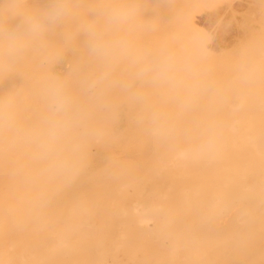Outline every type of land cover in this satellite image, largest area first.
I'll return each mask as SVG.
<instances>
[{
    "label": "rangeland",
    "instance_id": "1",
    "mask_svg": "<svg viewBox=\"0 0 264 264\" xmlns=\"http://www.w3.org/2000/svg\"><path fill=\"white\" fill-rule=\"evenodd\" d=\"M28 1L25 0L26 3ZM189 1L102 0L104 3L134 8L121 34L127 35L136 48L142 49L144 44L149 47L148 35L144 32L147 28L151 30L153 25L157 48L178 46V57L172 58L179 67L177 86L182 84L180 78L185 72L210 76L211 71L219 65L226 72L225 77L232 73L238 78L225 85L234 86L235 90L248 86L264 88V57L257 56L258 53L264 55V0L261 3L260 0ZM135 3L139 4L136 6ZM172 52L168 55L173 56L175 52ZM74 60L67 54L62 63L46 70L40 67L37 57L29 55L19 64L28 72H38L41 80L34 75L30 79L38 90L47 71L63 74ZM3 77L0 74V83ZM136 85L143 84L138 82ZM209 85L215 84L210 82ZM244 114L245 111H242L233 115L242 117ZM14 117L0 118V134H7L5 137L0 135V264L8 259L5 253L8 248L4 245L6 241H9L8 246L18 245V248L13 247L15 255L8 261L9 264L20 263L21 255L18 253L28 247V242L33 243L36 253L45 258L44 264H244L240 259L250 243L231 248L227 240L234 236L235 230L240 229L237 219L247 207L238 198L228 199V194L237 196L260 189L264 186V180L259 176L255 177L251 186L244 188L222 182L220 174L216 173L210 179L209 186L200 185L199 188L204 190L202 198H198V204L192 206L184 200L181 192V189H190L191 182L168 177L162 170L159 171L164 161L161 156L164 149L162 144L158 149L150 146L144 154H139L129 149L128 138L116 141L126 128V118H119L111 123L113 129L106 133L104 139L85 143L81 169L75 178L67 180L54 175L49 169V162L42 159L35 146L26 139L25 133L36 127L41 118H28L20 113ZM111 141L117 143L112 144ZM192 145L188 143L187 147L191 148ZM251 158V155L247 156L250 160L246 163L254 167L255 161ZM185 164L186 170L191 171L192 164L187 158ZM159 175L163 176L160 178ZM131 185H134L133 188ZM164 186L168 187L167 194L164 193ZM170 188H173V194H170ZM140 189L148 193L145 198L159 209L155 214H150L146 229L152 233L161 229L162 234L165 229L161 227L159 217L164 215L163 210H167V220L172 224L168 227L169 234L159 236L157 240H146V244L137 243L135 239L139 235L134 227L124 237L114 238L130 222L125 219L129 202H125L121 208L124 215L115 212L120 211L121 196L127 193L128 200H133L137 192L142 191ZM218 195L221 197L220 204H227L225 213L219 211ZM171 198L175 200L172 207L175 210L168 209ZM88 213L89 216H86ZM227 213L231 215L229 224ZM83 218H88L85 223L81 222ZM114 222H118V226ZM211 222L216 224L212 225ZM114 224L116 227L112 229H118L116 233L111 230ZM84 225L87 230L82 227ZM41 230L47 231L48 235L40 237L38 232ZM180 238H186L187 242L180 243ZM254 245L264 253V239H255ZM27 253L22 264L33 263Z\"/></svg>",
    "mask_w": 264,
    "mask_h": 264
},
{
    "label": "bare ground",
    "instance_id": "2",
    "mask_svg": "<svg viewBox=\"0 0 264 264\" xmlns=\"http://www.w3.org/2000/svg\"><path fill=\"white\" fill-rule=\"evenodd\" d=\"M21 4L22 7L37 8L43 5V0H29L27 3L25 0H21ZM137 4L135 3L136 6ZM0 7H4L2 0H0ZM16 22L17 21L15 19L11 21L13 24ZM145 26L146 28L148 27L147 24H145ZM69 27H72V25H69ZM153 27L155 28L153 25L151 26V30L147 28L144 32L148 35L147 40L149 47L144 44L141 50L150 52L153 56L157 57L163 56L177 58L178 54L176 51H179L178 46L169 47L168 45H165L162 48H157L155 46L154 42L156 36ZM49 42L53 46H59L61 43L59 36L49 37ZM76 43L77 51L74 52L73 50H68L65 52V55L68 54L69 56L77 59L79 54V41L77 40ZM172 51L175 52L174 55L169 56L168 53ZM155 52H157V54ZM257 56L264 57V55L260 53H258ZM25 61L28 62L27 60ZM224 73L226 72H224V70L218 65L216 70L211 71L209 74L210 76H207L206 73H202L197 76L194 72H185L183 74L184 76L180 78L182 84L176 87H152L147 84L138 86L135 84L136 87H142L145 90L149 98L150 107H145L144 105L125 104L119 111L118 119L126 118V128L125 130L123 128V134L121 131L122 136H120L119 140L116 141L121 142L123 140L121 138H128L129 140L127 142V146L129 149L132 151H138L139 154H142L146 151L145 149H148L150 146L158 149L162 144V146H164V151L162 150L161 156L164 161L159 171L162 170V172L168 177L174 176V178L179 179L180 181L186 180L191 182V188H188V190L181 189V192L183 191L184 200L192 206H196V204H198L196 202L198 201V198H202L201 196L203 195L204 190L199 188L200 185L209 186V181H211L210 179L214 177L216 173L220 174L222 182L234 183L244 188L251 186L256 176H259L260 179L264 180V88L248 86L242 90H235L234 86H227L225 84L232 82L233 80L237 81L238 78L232 75V73L225 77ZM0 74L4 75L2 78L3 81L0 83V108H2L0 118H15L14 116H18L19 113L22 116L23 114H26L28 118H41L43 106L40 97V89H35L33 84L30 82V79L34 78V76L41 80L38 72L34 70H29L28 72L25 70V67L18 64L11 68L0 67ZM26 74L31 77H25ZM210 82H213L215 85H209ZM37 86L39 85L37 84ZM152 109L159 110L164 116V130L160 133L153 132L147 120L143 123L138 122V117L142 113L146 114ZM242 111H245V114L242 117L233 115L235 113L239 114ZM112 125H107V133L111 131ZM0 135L5 137L7 134L1 132ZM116 141H113V143L111 141V143L114 144ZM188 143L193 144L191 148L187 147ZM124 152H126V150H124ZM250 155L252 157V161H255L254 167L247 164L250 160L247 159V156ZM186 158L192 164V170L189 172L186 170ZM145 178H147L148 181L147 175ZM131 186L133 188L134 185ZM131 186H129V188ZM167 189L168 187H165V194H167ZM170 189H172L170 194H173V188ZM146 190L145 192L148 191ZM143 191L144 190L137 192L136 197L134 196L135 198L130 201L126 196L127 193L121 196L122 204H120V211L115 212H120V215H124L121 208L125 202H129L130 204L127 209L128 216H126L125 219L126 222L127 220L130 222L128 221L129 223H126L128 225L127 228H124V231H118L117 229L118 232L112 229L113 226H118V222H114L117 224L111 226V230L115 233L117 232V236L113 235L114 238L124 237L126 232H132L134 227L137 235H139L138 239H135L137 243L146 244V242L150 239L157 240L159 236L169 234L168 227L172 224L167 220V210H163V216L159 217L158 215V217L161 218V227H164L165 229L162 234L161 229L156 233L155 231L152 233L150 230L146 229L147 222L151 218L150 214H155L159 211V209L157 208L158 206L151 204L150 201L145 198L148 193L145 194ZM207 192L211 191L208 190ZM161 194L159 195L161 196ZM218 196L219 198L217 203H219V211H223L225 213L227 204L221 205V197L220 195ZM232 197L238 198L241 204L246 206L247 209L244 214L239 217V220L237 219L240 229L235 230L234 236L227 240V243H229L231 248H237L246 244V242H249L250 245L245 247L242 258L240 259L241 262L244 264H264V253L259 252L258 247L254 245L255 239H264V186L255 191H246L244 193L237 194V196L229 193L228 199H231ZM171 202V206L168 207V209H171L175 205V200L173 198H171ZM138 207H140V210ZM172 210L175 209L172 208ZM66 212L67 211H65V213ZM89 214L90 213L86 216H89ZM109 214L111 215V213ZM226 217H229V224L231 215L227 213ZM87 219L83 218L81 222H84L85 220L87 221ZM81 222L78 224L82 225ZM195 224L197 225V222H195ZM211 224L215 225L216 223L211 222ZM106 226L110 228L109 225ZM82 227L86 228L85 225ZM1 229L2 225H0V231ZM38 234L40 237H46L48 235L45 230H41ZM246 236H249L248 239H246ZM77 237L78 236H76V238ZM50 241L52 240L50 239ZM179 241L180 243L187 242V239L180 238ZM8 242L9 241H6L4 244L5 247L8 248L5 252L7 255L6 259H8L1 262V264H9L8 261L15 255L13 247L16 246L18 248V245L8 246ZM221 242L223 243V241ZM211 249L213 248H210V250ZM27 252L32 257V264H44L45 258L41 255L39 256L36 253L33 243L29 242L28 247L18 253L21 255L19 264L23 263ZM50 256L48 258L52 259ZM183 260H185V257Z\"/></svg>",
    "mask_w": 264,
    "mask_h": 264
},
{
    "label": "clouds",
    "instance_id": "3",
    "mask_svg": "<svg viewBox=\"0 0 264 264\" xmlns=\"http://www.w3.org/2000/svg\"><path fill=\"white\" fill-rule=\"evenodd\" d=\"M2 2L0 67L11 68L34 55L40 67L49 70L64 61L66 51H77L79 41V54L67 71H47L43 77L41 119L25 133L58 177L71 180L78 175L85 143L104 139L107 125L118 119L123 105L150 107L145 90L136 82L152 87L178 85L179 69L171 57L153 56L121 34L134 13L130 5L43 0L42 6L30 8L22 7L21 0ZM51 36H59V46L50 44ZM145 120L153 132L164 130L159 110L138 117V122Z\"/></svg>",
    "mask_w": 264,
    "mask_h": 264
}]
</instances>
